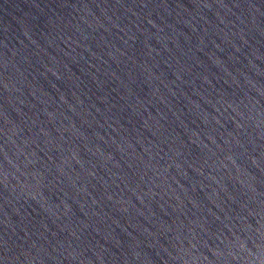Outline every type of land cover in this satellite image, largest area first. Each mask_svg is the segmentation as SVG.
Instances as JSON below:
<instances>
[{
    "label": "water",
    "instance_id": "1",
    "mask_svg": "<svg viewBox=\"0 0 264 264\" xmlns=\"http://www.w3.org/2000/svg\"><path fill=\"white\" fill-rule=\"evenodd\" d=\"M0 264H264V0H0Z\"/></svg>",
    "mask_w": 264,
    "mask_h": 264
}]
</instances>
